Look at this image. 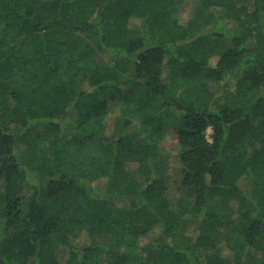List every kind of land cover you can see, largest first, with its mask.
<instances>
[{"label": "trees", "instance_id": "1", "mask_svg": "<svg viewBox=\"0 0 264 264\" xmlns=\"http://www.w3.org/2000/svg\"><path fill=\"white\" fill-rule=\"evenodd\" d=\"M0 264H264V0H0Z\"/></svg>", "mask_w": 264, "mask_h": 264}, {"label": "rangeland", "instance_id": "2", "mask_svg": "<svg viewBox=\"0 0 264 264\" xmlns=\"http://www.w3.org/2000/svg\"><path fill=\"white\" fill-rule=\"evenodd\" d=\"M184 18L183 20H187V18H189V13H190V7H187L184 11ZM26 40H28L27 38H25ZM214 42L212 41L208 46H207V52L208 54L212 55L215 54V52H217V46H215V44H213ZM212 129L210 128L207 131V134L211 135ZM163 149L165 151H167L168 153H170L171 155L175 156V154L177 153V151L181 150V146L178 142V136L175 132H173L172 134H170L166 140L163 142ZM176 176V177H175ZM174 178V182L176 183V186L181 189V177L177 174L172 175V179ZM181 194H183V189H181Z\"/></svg>", "mask_w": 264, "mask_h": 264}]
</instances>
